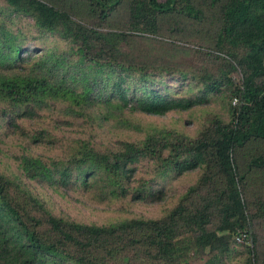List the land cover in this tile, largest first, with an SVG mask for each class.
Returning a JSON list of instances; mask_svg holds the SVG:
<instances>
[{
  "label": "trees",
  "instance_id": "1",
  "mask_svg": "<svg viewBox=\"0 0 264 264\" xmlns=\"http://www.w3.org/2000/svg\"><path fill=\"white\" fill-rule=\"evenodd\" d=\"M217 102L194 136L133 120ZM108 122L140 136L62 135ZM0 130L23 151L0 171V264H264V0H0ZM193 174L162 216L105 224L36 187L159 204Z\"/></svg>",
  "mask_w": 264,
  "mask_h": 264
},
{
  "label": "rangeland",
  "instance_id": "2",
  "mask_svg": "<svg viewBox=\"0 0 264 264\" xmlns=\"http://www.w3.org/2000/svg\"><path fill=\"white\" fill-rule=\"evenodd\" d=\"M27 24L28 26H26V28H31L30 24L32 23L27 21ZM235 79L240 80V77L235 76ZM211 113L223 114V104L217 102L208 107L195 109L192 112L170 113L162 117L136 114L133 120L144 125H156L158 127L183 130L194 136L206 123ZM86 128H89V130L80 129L81 131L75 132L73 127L63 124L61 130L63 131L62 135L88 138L100 147L108 146L109 148H116L117 142L124 137L136 138V136H140L133 132L127 133L119 129L116 125L114 127V125L109 122L105 123L102 127H91L87 125ZM2 132L3 131L0 130V133ZM22 152L18 135L4 137L0 134V171L6 173L17 172L18 164L16 162V157L22 154ZM40 152H46L50 155L56 154L55 150L51 148L42 149ZM40 152L37 153L41 154ZM196 177L197 174H193L192 176L188 175L171 182L167 187L165 201L159 204L139 203L137 205L124 206L123 204H118L109 206L106 204H99L95 200L91 201L88 198L80 197L74 193L62 194V191L54 193L43 190L39 186L36 187L40 192L37 194H39L47 202L49 207L57 213L77 219L80 222L105 224L134 215H144L149 218L162 216L165 209L178 201L187 191ZM250 244H252L250 236L245 235L244 245ZM228 264L235 263L229 262Z\"/></svg>",
  "mask_w": 264,
  "mask_h": 264
},
{
  "label": "built area",
  "instance_id": "3",
  "mask_svg": "<svg viewBox=\"0 0 264 264\" xmlns=\"http://www.w3.org/2000/svg\"><path fill=\"white\" fill-rule=\"evenodd\" d=\"M245 235L246 234H243V233H239L237 236H236V240L239 244H244V241H245Z\"/></svg>",
  "mask_w": 264,
  "mask_h": 264
}]
</instances>
